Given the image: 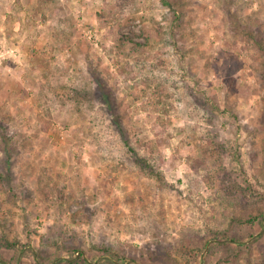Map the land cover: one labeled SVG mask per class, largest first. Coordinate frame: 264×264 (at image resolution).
<instances>
[{"label":"rangeland","instance_id":"obj_1","mask_svg":"<svg viewBox=\"0 0 264 264\" xmlns=\"http://www.w3.org/2000/svg\"><path fill=\"white\" fill-rule=\"evenodd\" d=\"M168 2L0 0V264H264V0Z\"/></svg>","mask_w":264,"mask_h":264},{"label":"trees","instance_id":"obj_2","mask_svg":"<svg viewBox=\"0 0 264 264\" xmlns=\"http://www.w3.org/2000/svg\"><path fill=\"white\" fill-rule=\"evenodd\" d=\"M164 2H166L167 4H169L168 0H163ZM230 17L232 19L235 18V20L237 21V23L242 27V28H248V26H246V24H244L241 19L238 17V13L235 12V11H231V8H230ZM263 24H264V21L260 20V19H257L256 23L255 24H252L250 25V31L253 32V33H256L258 35H260L263 39H264V29H263ZM260 42V41H259ZM263 42V40H262ZM105 99V98H104ZM148 144L146 146H144L143 148L145 147H148L149 148H154V140H148ZM132 147V146H131ZM133 152V154L136 156V157H139V154H140V151L138 149H135L134 147L130 148ZM152 150V149H151ZM140 159H143L141 157H139ZM255 218H250V220L248 221H254ZM135 264H141V263H135Z\"/></svg>","mask_w":264,"mask_h":264}]
</instances>
